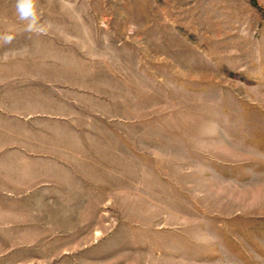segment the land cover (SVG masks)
<instances>
[{
	"label": "rangeland",
	"instance_id": "obj_1",
	"mask_svg": "<svg viewBox=\"0 0 264 264\" xmlns=\"http://www.w3.org/2000/svg\"><path fill=\"white\" fill-rule=\"evenodd\" d=\"M16 3L0 264H264V0Z\"/></svg>",
	"mask_w": 264,
	"mask_h": 264
},
{
	"label": "clouds",
	"instance_id": "obj_2",
	"mask_svg": "<svg viewBox=\"0 0 264 264\" xmlns=\"http://www.w3.org/2000/svg\"><path fill=\"white\" fill-rule=\"evenodd\" d=\"M16 13L19 20L28 21V31H33L40 27V18L35 0H17ZM11 39L10 35L5 38L6 42H9Z\"/></svg>",
	"mask_w": 264,
	"mask_h": 264
},
{
	"label": "crops",
	"instance_id": "obj_3",
	"mask_svg": "<svg viewBox=\"0 0 264 264\" xmlns=\"http://www.w3.org/2000/svg\"><path fill=\"white\" fill-rule=\"evenodd\" d=\"M54 171V170H53ZM50 175V174H49ZM46 186H48V187H58L57 185H55V184H46ZM58 195H61V194H58ZM63 201H66V199L65 198H63L62 199Z\"/></svg>",
	"mask_w": 264,
	"mask_h": 264
}]
</instances>
